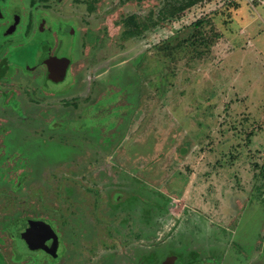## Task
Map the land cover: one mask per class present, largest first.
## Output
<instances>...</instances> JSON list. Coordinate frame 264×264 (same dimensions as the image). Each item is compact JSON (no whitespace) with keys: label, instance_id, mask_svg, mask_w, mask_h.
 <instances>
[{"label":"rangeland","instance_id":"374dc122","mask_svg":"<svg viewBox=\"0 0 264 264\" xmlns=\"http://www.w3.org/2000/svg\"><path fill=\"white\" fill-rule=\"evenodd\" d=\"M175 1H49L99 39L82 92L93 98L72 103L58 125L102 138L103 154L92 167L70 165L71 173L103 170L104 189L150 197L155 206L136 201L130 219L141 251L189 238L205 253L231 248L236 264H264V0H215L171 19ZM73 85L69 77L50 91ZM170 134L171 150L150 163L156 142L163 146ZM104 231L102 242L114 243ZM123 248L125 259L129 245Z\"/></svg>","mask_w":264,"mask_h":264},{"label":"flooded vegetation","instance_id":"af4514ba","mask_svg":"<svg viewBox=\"0 0 264 264\" xmlns=\"http://www.w3.org/2000/svg\"><path fill=\"white\" fill-rule=\"evenodd\" d=\"M49 1L0 0V264H236L231 248L205 253L189 238L161 249L135 248L142 235L131 233L130 219L136 201L148 210L155 206L150 197L104 189L103 170L71 173L70 165L92 167L103 154L102 138L58 125L72 103L78 107L93 98L82 92L99 39ZM69 77L73 87L51 93V85ZM24 118L57 122L25 126ZM105 227L116 240L112 244L102 242Z\"/></svg>","mask_w":264,"mask_h":264},{"label":"trees","instance_id":"16d2710c","mask_svg":"<svg viewBox=\"0 0 264 264\" xmlns=\"http://www.w3.org/2000/svg\"><path fill=\"white\" fill-rule=\"evenodd\" d=\"M213 1H215V0H181V1L180 0L179 1L176 0L175 2L178 5L174 4V5L170 6L171 9L173 10V12L170 14V16H171L170 18L171 19H181V18L185 17L186 15H188L190 13L191 9L194 8L195 6L203 5V4L207 3V2L210 3V2H213ZM234 2L230 3L229 6L234 5L236 7L235 8L236 10L239 9L240 8V2L239 3L238 2L234 3ZM228 8H230V7H228ZM235 9H233V10H235ZM162 13H163V10H160V14H162ZM204 21H205V19H201V20L197 21L195 26L196 27H202V25H204ZM126 24H128V23L126 22ZM128 33H130V32H128ZM203 38H204V36H203ZM204 40L205 39H203V41ZM174 142H176L175 134H170L169 139L165 143H163V146L160 144V141L156 142V143H158L159 146H156L155 149L153 148L152 152L153 151H157V152H159V155H157L155 158L150 159V163L151 162L154 163V160L156 161L157 158H163L164 156H166V154L171 150V148L173 146L172 143H174ZM126 146H128V145H126ZM152 152H149L147 155H149ZM180 152H181V150H180ZM137 154H139V153H137ZM139 155L140 156H144V154H139ZM180 157H184V156L182 154H180Z\"/></svg>","mask_w":264,"mask_h":264}]
</instances>
